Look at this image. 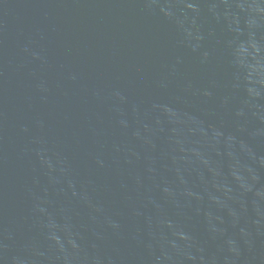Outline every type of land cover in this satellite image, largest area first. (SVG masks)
<instances>
[{
  "label": "water",
  "instance_id": "obj_1",
  "mask_svg": "<svg viewBox=\"0 0 264 264\" xmlns=\"http://www.w3.org/2000/svg\"><path fill=\"white\" fill-rule=\"evenodd\" d=\"M0 264H264V0H0Z\"/></svg>",
  "mask_w": 264,
  "mask_h": 264
}]
</instances>
